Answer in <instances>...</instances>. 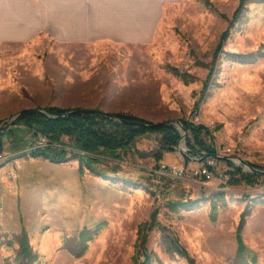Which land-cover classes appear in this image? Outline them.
Segmentation results:
<instances>
[{"label": "rangeland", "instance_id": "1", "mask_svg": "<svg viewBox=\"0 0 264 264\" xmlns=\"http://www.w3.org/2000/svg\"><path fill=\"white\" fill-rule=\"evenodd\" d=\"M239 4L180 0L166 6L147 45H64L42 37L0 44V125L29 102L38 104L35 109H98L151 123L192 121L215 130L204 142L222 157L211 159L218 171L229 166L253 173L226 158L264 169L263 1L247 5L218 49ZM22 127L8 133L17 138H6L10 149L0 162V264H17L15 238L23 228L39 264H137L147 255L151 264H188L168 250L166 234L177 237L198 264H235L237 229L247 210L243 239L257 264H264V174L237 184L165 174L163 165L197 172L208 164L197 156L190 132L181 148L178 143L160 160L155 153L161 136L151 132L154 137L139 136L128 149L90 154L100 159L95 167L101 173L86 168L77 189L41 166L42 157H25L37 136ZM175 127L182 138L181 126ZM63 142L67 149L72 145L71 137ZM78 164L70 160L62 167ZM100 223L105 225L84 244L81 231ZM141 228L147 254L137 246Z\"/></svg>", "mask_w": 264, "mask_h": 264}, {"label": "trees", "instance_id": "2", "mask_svg": "<svg viewBox=\"0 0 264 264\" xmlns=\"http://www.w3.org/2000/svg\"><path fill=\"white\" fill-rule=\"evenodd\" d=\"M264 2V0H261ZM253 2V0H240V4L233 14L232 21L229 28H227L222 34L221 42L218 49L221 48L223 43L228 39L230 34V28L234 22L237 21L241 13L246 9L247 5ZM86 112L74 113L66 115L68 109H64L57 106H50L46 108L49 115L57 116V118H48L36 111H30L23 115L17 123L13 126L27 127L31 134L35 136L40 134L46 136L49 139V145L44 148L34 149L31 151V155L34 157H42L43 159L49 160L54 163H65L70 160H78L80 162V172L83 175L85 169L98 173L100 172L94 166L99 162V158L92 157L90 154L98 152L103 149L110 152H116L121 149L129 147L134 140L147 133L160 134L159 148L156 151V157L158 160L162 159L163 153L166 151H174V147L178 145L181 138L179 131L175 125L162 126L156 128H146L137 125H127L121 121H132L139 123H151L145 119L125 114V113H105L98 109H86ZM183 124L188 132L193 135L195 143L199 150L206 151V153L215 154L214 148L208 147L204 142V136L213 135L215 130H211L209 127L203 124H195L192 121H183ZM13 128L5 133H0V150H3L4 141L3 137L12 132ZM221 125L215 129L219 130ZM68 136L73 139L71 149H67L63 142V137ZM62 147H59V145ZM231 166L233 163L230 162ZM101 173V172H100ZM235 174L239 176H234ZM101 175V174H100ZM260 176L257 173H246L242 168L235 167L232 179L229 181L230 184H237L241 181L253 180L254 177ZM181 203L174 204L175 207ZM184 205V203H182ZM187 206V205H184ZM249 211H245L242 214L240 224L237 229V242L238 249L235 257V264H257L258 255L256 252L251 251L244 242L243 229L246 223V217ZM213 218H216L217 207L214 206L212 210ZM105 223H100L95 227L94 230L84 228L80 233V238L84 244L90 239L89 235L98 233ZM147 231L151 230L152 225H146ZM143 228V227H142ZM141 228L140 234L143 233L141 240L139 241V248L142 252H146L147 234ZM15 240L19 243L18 248L14 256V260L17 264H39L40 255L34 250L30 243L28 231L23 228L22 231L16 235ZM165 244L170 252H173L180 257L187 260L188 264H198L195 257L180 243L177 237L166 234L164 236ZM12 244V241L11 243ZM86 248V247H85ZM84 248V249H85ZM145 254V255H146ZM9 262L10 260L7 259ZM151 256L147 255L143 261H137V264H151Z\"/></svg>", "mask_w": 264, "mask_h": 264}, {"label": "crops", "instance_id": "3", "mask_svg": "<svg viewBox=\"0 0 264 264\" xmlns=\"http://www.w3.org/2000/svg\"><path fill=\"white\" fill-rule=\"evenodd\" d=\"M179 1L0 0V44L28 43L42 37L47 42L64 45L91 43H115L124 47L147 45L154 41L158 33L164 20L166 6ZM36 105L38 104L29 102L24 109H35ZM13 136L9 137V134H6L3 137L4 151L10 149L6 147V138L16 140L17 136L15 134ZM141 136L147 138L155 135L145 133ZM41 159V166L54 169L49 170V173L57 171L61 174L63 178L60 181L65 187L70 184L75 185L77 189L80 187L81 182L78 180V177L82 176L80 162L78 167H62L67 162L54 163ZM176 160H180L179 156H176Z\"/></svg>", "mask_w": 264, "mask_h": 264}, {"label": "water", "instance_id": "4", "mask_svg": "<svg viewBox=\"0 0 264 264\" xmlns=\"http://www.w3.org/2000/svg\"><path fill=\"white\" fill-rule=\"evenodd\" d=\"M30 111H36L42 115H45L48 118H57V116H52L49 115L47 113L46 110L44 109H23L19 112H17L14 116H12L11 118H9L7 120V122L3 125H0V133H5L8 132L9 130H11L13 128V126L17 123V121L26 113L30 112ZM86 109H71L68 112H66V115H71L74 113H82V112H86ZM124 124L127 125H137V126H142V127H146V128H156V127H162V126H169V125H180L182 130L184 131V134L182 135L181 140L179 141V147L181 148V144L182 142H185V139L187 137V129L185 128L184 124L182 121L178 120V121H168V122H160V123H139V122H132V121H121ZM177 148V146L174 147V149ZM189 152H192L190 149L187 150ZM203 158L204 159H219L222 158L220 157L218 154H212V153H204L203 154ZM227 160L232 161L234 164H237L238 166H241L243 168H245L248 171H251L253 173H257V174H264V169L258 168L254 165H251L248 161L244 160V159H230V158H226Z\"/></svg>", "mask_w": 264, "mask_h": 264}, {"label": "built area", "instance_id": "5", "mask_svg": "<svg viewBox=\"0 0 264 264\" xmlns=\"http://www.w3.org/2000/svg\"><path fill=\"white\" fill-rule=\"evenodd\" d=\"M72 139V138H71ZM72 144H73V139H72ZM49 145V139L40 134L35 138V143H34V149H39V148H44ZM59 147H62L60 144ZM71 149V146L68 148ZM216 150V149H215ZM217 152V150H216ZM197 156H200L203 158V154L206 153V151L199 150V152H196ZM5 153L4 150H0V162L5 160ZM216 160V159H213ZM215 163L211 162V159H208V164L205 167H202L200 171L193 172L192 170H188L185 167L181 169H176L173 166H168V165H163L162 166V171L167 174V175H175L177 177L184 178L186 176H197L200 175L204 177L206 180H211L213 178H217L220 181H225L228 182L232 179L233 173L235 172V168H230L228 166V169H225L224 171H218V169L215 168Z\"/></svg>", "mask_w": 264, "mask_h": 264}, {"label": "bare ground", "instance_id": "6", "mask_svg": "<svg viewBox=\"0 0 264 264\" xmlns=\"http://www.w3.org/2000/svg\"><path fill=\"white\" fill-rule=\"evenodd\" d=\"M183 145H184V143H183Z\"/></svg>", "mask_w": 264, "mask_h": 264}]
</instances>
